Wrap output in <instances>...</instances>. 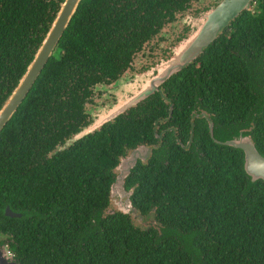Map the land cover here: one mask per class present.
Returning a JSON list of instances; mask_svg holds the SVG:
<instances>
[{
	"label": "trees",
	"instance_id": "obj_1",
	"mask_svg": "<svg viewBox=\"0 0 264 264\" xmlns=\"http://www.w3.org/2000/svg\"><path fill=\"white\" fill-rule=\"evenodd\" d=\"M62 1L0 0V106ZM192 1H81L0 133V235L8 237L16 264H264V181L250 182L242 150L208 134H195L189 149L155 136L171 105L169 122L180 125L205 108L225 132L216 134L220 140L244 131L264 155V0H252L195 60L163 81L164 94L154 91L129 114L47 156L66 125L77 127L91 83L126 68ZM181 136L186 143L187 130ZM159 141L125 179L134 187L133 205L144 214L155 207L158 225L119 210L102 213L121 157ZM7 206L23 215L7 216Z\"/></svg>",
	"mask_w": 264,
	"mask_h": 264
},
{
	"label": "water",
	"instance_id": "obj_2",
	"mask_svg": "<svg viewBox=\"0 0 264 264\" xmlns=\"http://www.w3.org/2000/svg\"><path fill=\"white\" fill-rule=\"evenodd\" d=\"M82 0H63L47 33L34 54L24 73L18 79L7 98L0 106V133L11 120L19 106L22 104L30 89L36 82L48 60L53 55L61 37L69 26ZM252 0H216L206 11L193 17L190 36L184 38L174 52V57L162 65L160 76H157L155 85H150L147 90L136 100L139 101L158 89L159 85L173 73L197 58L204 48L209 46L219 33L228 26L230 20L236 18L242 11L249 8ZM122 107L118 113L122 112ZM118 113L114 114L115 117ZM112 117V118H113ZM216 142L241 149L244 154V170L250 177V182L264 181V155L252 140L250 134L240 131L231 138L224 140L215 139ZM150 155V148L144 146L135 149L130 155L124 157L116 167V178L111 185V201L118 205V210L128 214L137 215V208L133 205L131 194L127 190L125 179L131 169L139 160H146ZM5 214L10 217H21V213L6 207ZM0 264H16L9 260L7 252L0 247Z\"/></svg>",
	"mask_w": 264,
	"mask_h": 264
},
{
	"label": "flooded vegetation",
	"instance_id": "obj_3",
	"mask_svg": "<svg viewBox=\"0 0 264 264\" xmlns=\"http://www.w3.org/2000/svg\"><path fill=\"white\" fill-rule=\"evenodd\" d=\"M199 2H203V0H193L190 3V5H188L186 8L176 11L174 13V17L172 18V20L166 21L163 24L161 29L154 35V37H152L144 45V47L133 56V61L130 62V64L126 68H124L123 66H120V72L116 76L108 75V76L100 78L97 81L91 83L86 97H85V94L82 95V98L85 97V100L82 106L83 114L81 117L75 120L77 127H75L74 124L66 125L65 130H63L64 138L58 145H56L55 148L47 152V156H51L52 154L60 150L67 149L68 147L72 146L73 144H70L66 146L65 148L56 150L58 146L64 145L68 139L75 136L77 133H81L82 131L85 130V128L92 127V125L95 123V119L100 114L99 108L104 107L108 104H111L117 100L118 92L120 88L119 84L122 82V80H126L127 78H132L136 73L144 72L150 67L157 65L162 59H166L174 55V52H173L174 48L179 46L180 42L184 38H187L188 36H190L191 34L189 25H186L183 23L185 16L190 13L197 15L203 12L204 10H208V8L205 9L202 6H198L197 4ZM180 29L181 31L178 32V30ZM156 73L157 71L155 70L154 74ZM154 76L155 75H153V77ZM87 84H89V82H87ZM161 86L162 84L159 85L158 89L156 90L157 91L160 90ZM161 91H162V94H164L163 89H161ZM142 93L143 92L140 93L139 97L142 95ZM138 98H136L130 106L126 107L122 112L118 113L115 117L104 121L98 128H93L91 131L79 137L76 140V142L81 140L85 136H87L89 133L93 131L96 132L97 130L104 128L105 124H107L110 121L115 120V118H117L118 116L120 115L125 116L129 114L133 108L137 107L138 105L140 106L142 101L146 99L142 97L139 101H136ZM172 116H173V105L170 106L168 118H163L161 120L162 124L156 125L157 129H161L160 133L156 131V134H155L156 138L161 140L162 137L167 136L166 137L167 139L179 142L180 146H182L183 148L186 147L189 149L192 147V140L195 134L199 136L208 134L215 140V139H219V137L216 136L217 133L218 135L225 133L219 126L216 125L215 121L212 118V113L205 108H199V109L193 110L192 114L190 115L189 120L186 122L185 125L170 123L169 121ZM180 126H183V128H179ZM186 130L188 133V138L186 139V143H184L182 140L183 137L181 135H182V132ZM160 144H161L160 141L157 142L156 144H145L144 143V144H140L136 146L135 148H130L127 151V153L121 157L120 162L124 157L130 155L135 149L140 148L142 146L146 148L147 147L150 148V155L146 160H139L137 164L139 162H146L152 156V153L154 152V148H156ZM196 150L198 154H200L198 147L196 148ZM34 155H38V152H34ZM34 159H37V157H35ZM116 167H115V172H116ZM126 189L130 190V189H134V187L133 186L127 187L126 185ZM111 205L112 203H110V206L102 213H105V214L108 213V210L110 209V207L115 208V206H111ZM137 210L142 216L141 223L144 226H157L158 225L157 215L155 214V211H154L155 207H153L152 211H149L148 213H145V214L142 213L139 209ZM16 212H19V211H16ZM114 212H111V213H114ZM19 213L22 214V212H19ZM6 239H8V237L0 235V247L7 252V255L9 256V260L17 262L16 252H14L13 250L9 248V244L7 243L4 244V240Z\"/></svg>",
	"mask_w": 264,
	"mask_h": 264
},
{
	"label": "rangeland",
	"instance_id": "obj_4",
	"mask_svg": "<svg viewBox=\"0 0 264 264\" xmlns=\"http://www.w3.org/2000/svg\"><path fill=\"white\" fill-rule=\"evenodd\" d=\"M215 2H216V0H203V2H199L197 5L202 6L205 9L206 8L209 9V6L211 7ZM206 11L207 10H204L203 12H206ZM203 12H201V13H203ZM201 13H199L197 15L190 13V14H187L185 16L183 23L186 25H189L190 33L192 30L191 25H192L193 17L198 16ZM180 31H181V29L178 30V32H180ZM175 50L176 49L174 48V51ZM173 57H174V55L172 57L162 59L160 61L161 63L159 62L157 65L150 67L146 71L136 73L132 78H127L126 80H122V82L119 84L120 88H119L117 100L111 104H108L104 107L99 108L100 114L95 119V123L92 125V127L85 128V130L82 131L81 133H77L75 136L68 139L64 145L58 146L56 150L65 148L66 146L75 142L82 135L91 131L93 128H98L104 121L111 119L114 116V114L118 113L122 107L126 108V107L130 106L133 103V101L139 97L141 92L147 90V88L150 85H155L154 82H157L156 78H157V76H160L162 65L164 64L163 62L166 63L167 61L171 60V58H173ZM155 70L157 71L156 74H154ZM153 75H155V76L153 77ZM111 203H112L111 206H115L116 209L114 207H110V209L108 210V213L114 212L118 209L117 204L113 203L112 201H111ZM131 215L133 216V218L136 221L141 223L142 216L140 215L138 210H137L138 216H136L134 214H131Z\"/></svg>",
	"mask_w": 264,
	"mask_h": 264
}]
</instances>
